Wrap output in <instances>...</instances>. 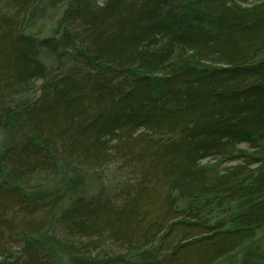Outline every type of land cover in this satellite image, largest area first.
<instances>
[{
    "label": "trees",
    "instance_id": "trees-1",
    "mask_svg": "<svg viewBox=\"0 0 264 264\" xmlns=\"http://www.w3.org/2000/svg\"><path fill=\"white\" fill-rule=\"evenodd\" d=\"M0 134V264H264V0H0Z\"/></svg>",
    "mask_w": 264,
    "mask_h": 264
},
{
    "label": "rangeland",
    "instance_id": "rangeland-1",
    "mask_svg": "<svg viewBox=\"0 0 264 264\" xmlns=\"http://www.w3.org/2000/svg\"><path fill=\"white\" fill-rule=\"evenodd\" d=\"M49 28L48 27H44V26H38L36 27V31H41L42 34H48L49 33ZM4 137V134H0V139ZM243 148H248V146L246 144L242 145ZM213 158H206L204 160H202V163H212L213 162ZM106 176V180L104 181V183L106 185H109V183L107 182L109 180L108 178V174H104ZM99 178L98 176L94 177V179ZM92 182L94 184H97L94 180L93 181H89Z\"/></svg>",
    "mask_w": 264,
    "mask_h": 264
}]
</instances>
